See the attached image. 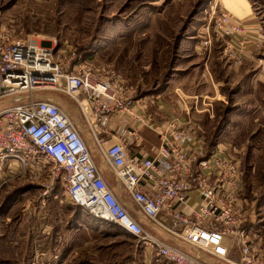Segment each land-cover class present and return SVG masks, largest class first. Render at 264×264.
I'll return each mask as SVG.
<instances>
[{
  "label": "built area",
  "instance_id": "built-area-1",
  "mask_svg": "<svg viewBox=\"0 0 264 264\" xmlns=\"http://www.w3.org/2000/svg\"><path fill=\"white\" fill-rule=\"evenodd\" d=\"M207 14L200 36L205 49L212 46L210 28L213 38H228L232 50L250 45L247 18L219 10L217 2ZM252 41L259 48L261 40ZM39 90H61L77 103L132 209L113 192L73 119L36 95ZM1 100L9 105L0 111V168L14 173L17 166L38 184L45 180L44 198L61 185L71 206L154 251L149 264L229 263L237 247L241 264H264L263 251L244 227L241 152L219 140L208 150L198 99L180 115L161 118L140 105L111 67L85 62L67 44L38 46L0 27ZM145 131L158 139L152 153L145 147ZM194 194L197 204H192ZM140 217L155 230H147ZM161 236L179 240L195 254L164 243Z\"/></svg>",
  "mask_w": 264,
  "mask_h": 264
},
{
  "label": "rangeland",
  "instance_id": "rangeland-1",
  "mask_svg": "<svg viewBox=\"0 0 264 264\" xmlns=\"http://www.w3.org/2000/svg\"><path fill=\"white\" fill-rule=\"evenodd\" d=\"M215 2L219 10H229L237 17L250 15L253 19L247 18L246 26L258 22L263 36L259 48L251 44L247 30L252 48L247 45L242 51L232 50L228 38H213L212 28L211 48L202 46L207 12ZM249 2L251 11L246 0H0V27L38 46L52 49L56 42L58 47L67 44L77 49L85 62L97 68L111 67L151 113L165 105L175 115L186 104L194 107L198 99V109L205 113L201 121L207 140L216 136L241 152L244 227L251 231V243L264 253V0ZM35 94H48L59 105L79 110L61 90ZM8 105L1 100L0 110ZM95 162L104 168L100 161ZM13 169L14 173L3 169L9 183L0 188V264H36L35 250L46 253L47 239L66 223L69 226L72 218L76 222L78 214L64 206L68 201L61 185L53 194L57 202L48 211H35L31 205L33 199L44 198V191L37 186L24 193L17 190L19 193L14 192L7 201L13 188L31 183L44 188L47 183L38 184L30 173L23 174L17 166ZM46 226L54 233H43ZM91 226L86 221L87 230L79 237L96 254L90 257L92 264H126L133 259L143 264L142 246L132 237L114 225L101 223L99 233ZM67 232L62 234L67 236ZM86 253L72 254L64 264H78ZM51 261L48 255L42 256L37 264Z\"/></svg>",
  "mask_w": 264,
  "mask_h": 264
},
{
  "label": "crops",
  "instance_id": "crops-1",
  "mask_svg": "<svg viewBox=\"0 0 264 264\" xmlns=\"http://www.w3.org/2000/svg\"><path fill=\"white\" fill-rule=\"evenodd\" d=\"M246 1H247V5H248V7L250 8V11H251V3L249 2V0H246ZM246 17L249 20L253 19V18H250L251 17L250 15H247ZM247 30H248V33L251 35V39L252 40H255V41L256 40H261L262 41L263 36L261 35V32H260V30L258 28V22L254 21L252 23H249L247 25ZM251 48H252V45L249 46V49H251ZM248 53H250V51ZM218 91L219 90L216 88L215 94H217ZM42 97L47 99V100L53 101V102H55L56 104L59 105V103H57V101H55L53 98H51L48 94L45 95V96H42ZM70 100L77 105V103L74 100H72L71 98H70ZM72 102H71V104H72ZM59 106L62 107L69 114V116L73 119V121L76 123L81 135L84 137L86 143L88 144V147H89L94 159L97 160V161H100L102 163V165H103L102 167H104V168L103 169L100 168V169L104 173L106 180H107L106 173H109V175L112 176V182L110 181L112 183V185H110V184L109 185L111 186V188H112L113 192L115 193V195L128 208L132 209V203H131L130 199L128 198L127 194L124 192V190L118 184L114 174L110 171V169L104 163V160H103V158L101 157V155H100V153L98 151L97 143L95 142V140H94V138H93V136H92V134H91V132L89 130V127H88V125L86 123V120L84 119V117L82 115V112H81L79 106H78V108H79L80 111L79 110H75L73 108L67 109L63 105H59ZM144 108L147 110V107L145 105H144ZM177 109L179 110V107H177ZM2 110H0V111H2ZM162 112H164V113H162ZM180 112L181 111L179 110L177 113L175 112V115H174L169 108H166L165 105L164 106L160 105L158 107V111L156 113H153V114H155V115H157V116H159L161 118H171V117H175L177 115H180L182 113V112L181 113ZM165 113H166V116L163 115ZM203 116H205V115L203 114ZM144 137H145V140H146L145 147H146V149H147V151L149 153H152V147L153 146L155 147V146L158 145V139L153 133H151L149 131H145L144 132ZM3 169H4V167L0 168V188L3 187L4 185H7L9 183L7 174H6V172ZM109 175H108V178H109ZM108 180H107V182H108ZM36 186L38 187L39 190L41 189V190L44 191V188H42L40 185H35L34 186L32 183L28 184V185L22 184V186L18 187L17 189H14V188L11 189L10 192H13V193L8 195L6 200L8 201V199H10L11 197L15 196L14 192L19 193V191H17V190H23V192H20V193H24L25 190L28 191L29 189L37 188ZM58 187H59V185H56L54 187V189L50 192V196L48 198L41 197L38 200H34L33 199V204H31V205H35V211L37 209H42V210L46 209L48 211L49 209L52 208V206H54V203L57 202V201L54 198L53 194H55V191L57 190ZM192 198H193L192 204L193 203L197 204L198 202H200V198L198 197V195L194 194ZM64 206H67L69 209H71L72 211H74V212H76L78 214L77 215V221L75 222L74 219L72 218L73 221L70 222V224H69L70 227L67 226V223H66L65 227L61 228L60 231H58V233L56 235H55V233L52 230L53 228L51 229V227H49L50 225L46 226L43 229V231L45 230V232H43V233H45V234H46V232L49 233V232H51V230L54 233V234H52L51 238L47 239V245H46V253L47 254L39 252L38 249H36L35 250V254L33 256L34 257L33 258V263L35 262L37 264L38 260H40V257L42 258V256L46 257L48 255L50 259H53V261H51L52 264H58V262H60L59 264H64V263H66L68 258H71L72 254L79 255V253H81L82 251L87 250V253L83 254L82 257L80 259H78L80 261V263H78V264H92L93 259H91L90 257H93L96 254H95V252H92L90 250L91 247H89V249H88L89 243L87 244V242L85 240H81V237H79V236H81V234H82V233L80 234V232H83L84 230H87L86 227H84V224H86V221H89V223L94 225V226H91V228L94 229L93 231H97V233H99L98 231L100 230V225H101L102 222L99 221V220L94 219L89 214H87L85 211H83V210H81L79 208L71 206L69 202L65 201L64 202ZM32 211H33V208H32ZM0 217H1V215H0ZM45 220H46V218H45ZM139 220H140L141 224L147 230H149V231L155 230L153 225L150 224L146 219L140 217ZM65 230L69 231V232H67V236L63 235ZM48 233L46 235H48ZM61 235H63V236H61ZM69 235H70V237H69ZM71 236H72V238L76 237V236L77 237H76V239L73 240V239H71ZM161 241H163L166 244L172 245L174 247L186 250L189 253H192V254L194 253L195 254L194 251L189 249L183 243L179 242V240H174V239H172L170 237L161 236ZM29 242H31L33 244V238H30ZM36 242H37V240H36ZM36 242H35V244H36ZM40 245L41 244H39V246ZM58 251H60V252H58ZM75 251H78V252L75 253ZM137 254H139V253H137ZM241 256H242L241 252L237 250L236 252H233L231 254V256L229 257V260H230L229 263L228 262L227 263H221V262H218V261H214L212 259L209 260V261L211 262V264H241V258H242ZM86 257L90 258L91 260L87 259ZM140 257H142L143 260H144L143 264H149V261H150L149 259L154 257V251H152L151 249H148V248L147 249H142V252L140 253ZM137 261H138L137 259H133L129 263H126V264H137ZM75 262H76V260H75Z\"/></svg>",
  "mask_w": 264,
  "mask_h": 264
},
{
  "label": "trees",
  "instance_id": "trees-1",
  "mask_svg": "<svg viewBox=\"0 0 264 264\" xmlns=\"http://www.w3.org/2000/svg\"><path fill=\"white\" fill-rule=\"evenodd\" d=\"M213 138H214V139L211 140V141H208V140H207V148H208L209 151H211V150L213 149L215 143L217 142V138H216V136H213ZM129 237H130V236H129Z\"/></svg>",
  "mask_w": 264,
  "mask_h": 264
}]
</instances>
